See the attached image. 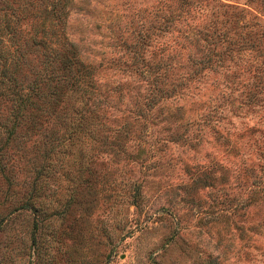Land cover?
<instances>
[{"label": "rangeland", "instance_id": "374dc122", "mask_svg": "<svg viewBox=\"0 0 264 264\" xmlns=\"http://www.w3.org/2000/svg\"><path fill=\"white\" fill-rule=\"evenodd\" d=\"M65 10L79 58L143 114L127 155L93 166L89 186L83 165L57 159L38 217L22 207L24 172L13 193L0 177V264H264V0Z\"/></svg>", "mask_w": 264, "mask_h": 264}, {"label": "trees", "instance_id": "16d2710c", "mask_svg": "<svg viewBox=\"0 0 264 264\" xmlns=\"http://www.w3.org/2000/svg\"><path fill=\"white\" fill-rule=\"evenodd\" d=\"M67 1L0 0V177L13 193L24 172L22 207L37 217L42 184L57 159L83 165L87 175L80 182L89 186L93 166L127 155L133 123L143 114L139 106L121 108L120 97L111 99L115 89L79 58L64 33ZM233 21L235 35L248 34L249 20ZM132 184L136 203L141 191ZM68 208L65 202L61 211Z\"/></svg>", "mask_w": 264, "mask_h": 264}]
</instances>
